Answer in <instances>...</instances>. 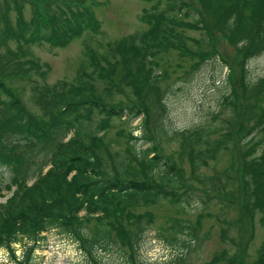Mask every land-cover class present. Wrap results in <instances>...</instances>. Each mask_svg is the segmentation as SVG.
<instances>
[{
	"label": "trees",
	"instance_id": "trees-1",
	"mask_svg": "<svg viewBox=\"0 0 264 264\" xmlns=\"http://www.w3.org/2000/svg\"><path fill=\"white\" fill-rule=\"evenodd\" d=\"M145 1L153 2L140 16L148 27L105 41L101 23L90 13L81 20L80 14H44L32 0H0V170L8 173L0 188L12 191L0 201V248L15 264H37L35 249L52 229L76 239L90 254L118 240L135 252L154 214L133 211L162 199L182 206L195 198L207 205L225 201L230 209L239 202L238 220L247 214L264 229V76L252 79L248 67L264 53V0H197L200 11L186 0ZM82 34L87 62L71 80H33L28 97L33 110L14 84L46 74L48 65L29 55L32 45L56 47ZM217 34L241 56L240 99L230 89L222 110L232 103L231 115L171 129L163 118L171 88L169 55L178 51L201 61ZM140 115L147 129L135 134L129 124L115 141L107 138L115 120ZM120 140L123 148L117 147ZM163 142L178 144L180 158L189 162L188 176L156 148ZM228 151L227 167L204 171ZM203 217H171L173 232L165 238L187 248ZM179 233L186 237L178 238Z\"/></svg>",
	"mask_w": 264,
	"mask_h": 264
},
{
	"label": "rangeland",
	"instance_id": "rangeland-1",
	"mask_svg": "<svg viewBox=\"0 0 264 264\" xmlns=\"http://www.w3.org/2000/svg\"><path fill=\"white\" fill-rule=\"evenodd\" d=\"M37 3L40 12H53L55 14H69L84 20L83 14H92L101 23L105 41H114L132 32L148 27L141 18L146 8L153 4L145 0H32ZM191 9L201 10L197 0H186ZM83 11L84 13H82ZM29 19L32 16L31 6L24 11ZM16 13L13 14L15 19ZM89 30V29H86ZM188 34L199 37L200 32L188 30ZM85 35L74 36L59 42L56 47L47 44L39 46L34 44L29 55L46 64L44 77L33 75L17 79L14 84L25 95L27 104L35 110L31 101L29 87L35 80L42 84L53 83L59 79L71 80L75 77L78 67L87 62L84 45ZM14 45V44H13ZM212 49L208 56L199 61L196 58L182 56L178 51L169 55L170 91L166 98V108L163 113L164 122L171 129L192 128L201 123H216L232 114V103L223 108L224 98L232 89L240 99L241 86L239 82L240 59L238 51L227 39L217 34L214 36ZM250 76L258 79L264 76V53L253 58L248 63ZM224 111V112H221ZM142 116L129 118L127 122L115 120L107 138L115 141L120 136L121 128L136 127L135 134H139L142 128ZM117 147H124L123 140ZM156 148L164 155L170 156L174 162L188 176L190 166L187 158H180L178 144L175 142H163L156 144ZM236 148L232 147V153L236 154ZM231 152L221 155L217 161H211L204 168L207 173H213L216 169H223L230 164ZM3 174L0 170V185L3 187ZM189 183V181H188ZM194 189L201 193L199 186ZM12 191L0 188V201L6 200ZM225 195L222 199H229ZM231 200V199H230ZM228 203L223 201L213 204H205L201 198H195L190 204L184 206L162 199L156 205L149 208L134 210V213L150 211L154 214V221L146 229L143 239L139 242L137 250L123 246L118 240L116 245L107 250L101 246L91 249V254L82 247L76 239L52 229L44 233L45 241H41L34 255L37 264H264V229L258 218L252 221L245 214L238 220L241 209L239 202L235 208H227ZM203 214L202 227L197 237L191 240L190 246L181 248L180 245H171L165 237H170L173 230L170 228L171 217L197 219ZM130 222L127 226L131 227ZM164 231V232H162ZM164 235V236H162ZM185 233H179L178 238H184ZM165 238V239H164ZM122 243V244H121ZM17 254H21L20 244L15 245ZM11 256L6 249L0 248V263L15 264L10 260Z\"/></svg>",
	"mask_w": 264,
	"mask_h": 264
}]
</instances>
